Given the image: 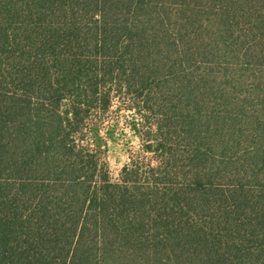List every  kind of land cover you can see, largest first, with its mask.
<instances>
[{
    "label": "trees",
    "instance_id": "1",
    "mask_svg": "<svg viewBox=\"0 0 264 264\" xmlns=\"http://www.w3.org/2000/svg\"><path fill=\"white\" fill-rule=\"evenodd\" d=\"M0 264H264V0H0Z\"/></svg>",
    "mask_w": 264,
    "mask_h": 264
},
{
    "label": "rangeland",
    "instance_id": "2",
    "mask_svg": "<svg viewBox=\"0 0 264 264\" xmlns=\"http://www.w3.org/2000/svg\"><path fill=\"white\" fill-rule=\"evenodd\" d=\"M126 99H113L109 110L103 115H94L93 123L96 124L97 139L100 144L101 160L107 166L111 182H117L120 172L130 160L154 165L149 155H143L141 144L133 125L138 123L137 115L128 110ZM89 142L92 137L87 134Z\"/></svg>",
    "mask_w": 264,
    "mask_h": 264
}]
</instances>
